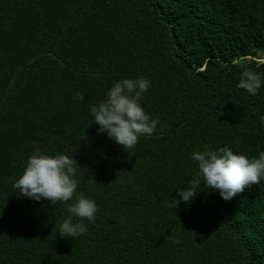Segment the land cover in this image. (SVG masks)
<instances>
[{
  "label": "trees",
  "instance_id": "trees-1",
  "mask_svg": "<svg viewBox=\"0 0 264 264\" xmlns=\"http://www.w3.org/2000/svg\"><path fill=\"white\" fill-rule=\"evenodd\" d=\"M258 58L264 0H0V264H264V181L229 201L201 182L174 206L205 145L264 151V86L237 87ZM139 76L160 123L124 150L88 106ZM36 149L77 161L76 197L99 208L86 234L61 237L67 204L13 188Z\"/></svg>",
  "mask_w": 264,
  "mask_h": 264
},
{
  "label": "clouds",
  "instance_id": "clouds-1",
  "mask_svg": "<svg viewBox=\"0 0 264 264\" xmlns=\"http://www.w3.org/2000/svg\"><path fill=\"white\" fill-rule=\"evenodd\" d=\"M238 66L241 72L237 87L256 96L264 86V72L254 70L248 61H240ZM150 86V81L143 76L123 78L113 82L103 101L88 106L93 122L99 125L98 131L106 133L108 139L124 150L134 149L141 137H151L158 130L160 121L151 118L140 103ZM72 99L83 101L84 96L77 92ZM191 159L198 162V172L187 188L177 191L179 200L174 198L175 207L180 202L190 203L200 192L201 182L204 188L218 191L223 200L229 201L245 188L264 181V151L257 158L234 154L226 146L211 150L205 145L203 151L194 152ZM78 167L73 156L43 154L36 149L28 157L22 175L13 184L19 195L34 201L43 199L51 205L67 204L70 215L59 226V235L65 238L86 234L88 225L84 221L94 222L99 212L93 199L82 193L76 197L80 183L76 179ZM92 182L95 183L93 179ZM74 197V202L67 203ZM73 216L77 222H73Z\"/></svg>",
  "mask_w": 264,
  "mask_h": 264
},
{
  "label": "rangeland",
  "instance_id": "rangeland-1",
  "mask_svg": "<svg viewBox=\"0 0 264 264\" xmlns=\"http://www.w3.org/2000/svg\"><path fill=\"white\" fill-rule=\"evenodd\" d=\"M258 61H264V59L263 58H258Z\"/></svg>",
  "mask_w": 264,
  "mask_h": 264
}]
</instances>
